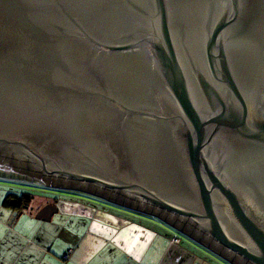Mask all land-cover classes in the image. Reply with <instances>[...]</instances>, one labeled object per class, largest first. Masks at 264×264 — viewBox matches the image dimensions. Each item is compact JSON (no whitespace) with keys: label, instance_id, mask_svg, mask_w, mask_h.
<instances>
[{"label":"water","instance_id":"water-1","mask_svg":"<svg viewBox=\"0 0 264 264\" xmlns=\"http://www.w3.org/2000/svg\"><path fill=\"white\" fill-rule=\"evenodd\" d=\"M0 158L264 264V0H0Z\"/></svg>","mask_w":264,"mask_h":264},{"label":"crops","instance_id":"crops-1","mask_svg":"<svg viewBox=\"0 0 264 264\" xmlns=\"http://www.w3.org/2000/svg\"><path fill=\"white\" fill-rule=\"evenodd\" d=\"M51 195L42 197V201L34 206L31 205L32 197L27 207L21 208L10 219V212L14 210L3 204L10 212L2 220L0 217V222H8L12 239L21 238L25 243L20 245V255L11 256V249L2 246L9 232L0 230V264L6 260H13L12 264L19 260L22 264L32 260H46L47 264H230L152 216L108 203L103 205ZM49 204H54L56 210H51L48 216L44 213L43 218H35L50 224L55 215L66 217L63 224L69 231L62 234L64 245L57 243L60 234H49V250H43L36 242V235L45 236L43 227L36 229L34 225H28L23 229L22 226H15L18 222L31 223V219L40 214L41 208ZM175 236L178 241L173 240ZM67 249H72L70 256L60 261V255ZM39 253L42 255L37 258Z\"/></svg>","mask_w":264,"mask_h":264},{"label":"rangeland","instance_id":"rangeland-1","mask_svg":"<svg viewBox=\"0 0 264 264\" xmlns=\"http://www.w3.org/2000/svg\"><path fill=\"white\" fill-rule=\"evenodd\" d=\"M13 174L11 171H7V170H2L0 169V217L1 220L4 218L5 214H7L9 211L8 208L3 206V201L5 196L8 193L14 194V195H21V193H30L33 195L34 200L31 203V205L36 204L42 201V197H48L49 194H52L54 197L58 196L59 198H78V199H82L85 201H93L94 203L98 202L99 204H103L106 205L107 202L98 199V198H94L92 196L86 195L84 193L81 192H74L71 190H58V189H54V188H48V186H43L40 185L38 183L35 182H30V181H25V180H20L19 178H16L15 175ZM47 195V196H45ZM51 195V196H52ZM12 203V201H11ZM110 204V203H108ZM113 205V204H111ZM115 206V205H113ZM118 207V206H116ZM119 208V207H118ZM126 210V209H125ZM13 211L10 212L9 215V219L12 216ZM139 213V212H138ZM142 214V213H141ZM67 220L66 217H59L57 215L54 216L53 221L49 224L45 221H42L41 219H36L35 216L33 217V219H31V223L28 221H24L23 222H18L17 225L15 226V228L22 226V228H27L28 225L29 226H33L36 227V229L38 227H43L45 231L43 237H40L38 235H36V242L38 243L37 245H40V247L43 250H49V243H50V236L49 234H53V233H57L60 234V236L57 238V242L59 245H64L65 239L62 236V234H66L69 231V228H67L63 223ZM0 230H3L4 232H9L6 237L3 240V248H9L11 249L9 252L11 253V256L13 255V257L18 256V254L20 255L21 253H19L20 251V245L21 243H25V240H22L21 238H16V239H12L11 238V227L10 225H8L7 221H3L2 223L0 222ZM62 226V227H61ZM42 230H40L41 232ZM42 232V235H43ZM181 236H183L185 238V236L183 234H181L180 232H178ZM49 239V240H48ZM54 251V250H52ZM42 255V253L38 254L39 258ZM10 258V256H9ZM13 260H6L5 262H3V264H12ZM2 262V261H1ZM16 264H22L21 260L17 261ZM28 264H47L46 260H32L29 261Z\"/></svg>","mask_w":264,"mask_h":264},{"label":"flooded vegetation","instance_id":"flooded-vegetation-1","mask_svg":"<svg viewBox=\"0 0 264 264\" xmlns=\"http://www.w3.org/2000/svg\"><path fill=\"white\" fill-rule=\"evenodd\" d=\"M111 147L118 150V156H121L120 145L113 146L111 144ZM13 159L3 160L0 158V167L1 168H7L9 169L13 174H17L15 177L19 178L20 180L35 182L43 186H48V188H54L58 190H71L74 192H81L86 195L92 196L94 198L101 199L107 203L113 204L115 206H118L119 208L128 209L125 208L122 205L115 204L107 199L110 198V191H106V189H102L97 185L94 184H82L81 181L75 180L72 178H67L64 176H57V175H48L44 171L40 170L37 167L28 166L26 165H16L13 162ZM19 196V195H18ZM109 196V197H108ZM130 210V209H128ZM133 211V210H132ZM175 220V219H174ZM185 224V223H184ZM184 224H182V227H184Z\"/></svg>","mask_w":264,"mask_h":264},{"label":"trees","instance_id":"trees-1","mask_svg":"<svg viewBox=\"0 0 264 264\" xmlns=\"http://www.w3.org/2000/svg\"><path fill=\"white\" fill-rule=\"evenodd\" d=\"M32 197L33 195L30 193H21L19 196L8 193L5 196L3 203L4 206L8 207L9 209L19 212L21 208L27 207L28 202Z\"/></svg>","mask_w":264,"mask_h":264},{"label":"built area","instance_id":"built-area-1","mask_svg":"<svg viewBox=\"0 0 264 264\" xmlns=\"http://www.w3.org/2000/svg\"><path fill=\"white\" fill-rule=\"evenodd\" d=\"M174 241H178V237L173 238ZM72 249H67L66 252H64L62 255H60L59 259L60 261H65L71 254Z\"/></svg>","mask_w":264,"mask_h":264}]
</instances>
